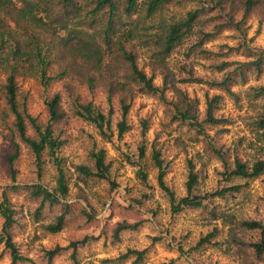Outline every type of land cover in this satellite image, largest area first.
Returning <instances> with one entry per match:
<instances>
[{
	"label": "trees",
	"instance_id": "obj_1",
	"mask_svg": "<svg viewBox=\"0 0 264 264\" xmlns=\"http://www.w3.org/2000/svg\"><path fill=\"white\" fill-rule=\"evenodd\" d=\"M188 3L198 4V7L181 17L165 14L170 7ZM253 17L258 19L260 26L264 24V0H0V72L6 76L3 90L7 114L13 118L14 135V153L8 156L13 185L2 189L0 216L3 225L0 242L10 257V264H36L23 255L14 240L13 230L18 220L10 199L11 193L26 194L31 200L40 203L34 213L37 221L42 218L45 209L62 207V212L54 221L44 226L48 233L55 235L65 229L72 212V205L67 203L71 168H74L73 174H77L84 184L102 181L112 190L118 187L115 180L111 179V164L107 162L104 149L97 151V148H93L88 155V164L68 167L66 159L61 157V150L68 144L65 126L69 120L75 117L88 122L105 141L112 142L116 133L121 139L130 130L128 118L135 100L139 96H150L171 106L175 120L202 130L197 108L199 100L189 98L175 83L198 81L194 75V64L200 56L205 57L214 72L223 73L221 80H211L208 84L239 102L240 95L232 87L247 84L251 71L258 74L262 72L264 50L244 45L245 54L251 60L234 64L221 60L229 52L215 53L206 49L205 45L227 29L245 36L246 26ZM124 19L130 22L125 23ZM45 29L53 32L51 36L58 37L57 45L56 41L44 39ZM184 47V59L179 69L187 78L180 80L170 69L169 59ZM141 56L149 61L151 74L140 66ZM234 65L237 66L232 69ZM157 72L163 76L161 87L155 84ZM24 76L37 78L46 90L55 83H63V88L73 99L72 114L65 108L62 94L57 92L47 96L45 106L48 121L41 123L29 113L25 104L19 102L18 79ZM73 83H77V87ZM169 83L176 92V101L166 97ZM80 86H85L92 95L102 89L108 108L83 100L79 93ZM246 95L250 101L263 103L251 127L259 141L264 143V86L251 87ZM222 99L220 94L206 96L205 123L214 126L227 123L226 119L216 116ZM117 112L119 119L115 123ZM143 127L145 135L147 121H143ZM30 130H33V134ZM21 145L34 156L39 178L42 177L46 162L52 164L56 171L53 189L42 184H16L15 162L20 155ZM145 157L143 146L140 158ZM151 161L158 170L159 188L169 199L173 214L188 209H203L214 198H223L241 189L240 186H233L213 194L199 195L196 193L198 176L192 170L186 184L188 195L178 198L166 183L167 166L155 146ZM137 166L139 179L147 183L144 167ZM226 166L229 179L253 180L264 175V160L250 164L236 157L231 170L229 164ZM81 214L88 222L95 220V215L85 208ZM140 226V222H118L112 232V243L121 242L124 232L136 231ZM241 227L247 231H259L260 239L250 246L256 259L261 261L264 257V222L246 220L241 222ZM218 233V228H215L198 245L213 244ZM97 240L99 237L86 235L66 247L56 246L47 250V264H52L57 255L70 250L72 264H81L77 257L78 250ZM146 255L147 250L128 249L117 259L102 260V263L134 259V264H141Z\"/></svg>",
	"mask_w": 264,
	"mask_h": 264
},
{
	"label": "rangeland",
	"instance_id": "obj_2",
	"mask_svg": "<svg viewBox=\"0 0 264 264\" xmlns=\"http://www.w3.org/2000/svg\"><path fill=\"white\" fill-rule=\"evenodd\" d=\"M198 7V4L188 3L184 6H173L166 10L167 16L181 17L191 9ZM258 20L256 17L251 18L249 21ZM125 23L130 22L128 19H124ZM246 35H242L239 32L227 29L217 38L208 42L205 45L206 49H209L215 53L222 52L225 54L229 52L227 57L222 58L228 62L234 64L239 62L250 61L244 51V45L249 48H253L261 36V31L264 30V24L257 29L255 35L250 36L251 25L246 26ZM53 33L49 29H45L44 39L48 42L56 41V45L59 42L57 36H51ZM211 45V47H206ZM260 48V47H255ZM263 49L264 48H260ZM185 47L181 49V52L175 53L169 59V67L174 72L177 78L185 79L187 75L179 69L184 59ZM55 54V50H53ZM236 56H243V60L233 59ZM149 61L145 57L141 56L139 59L140 66L148 73L150 69L148 67ZM194 75L198 78V81L194 82H176L178 88L189 96L188 89L192 90V96L195 100H199L197 105L199 122L202 123V130L195 127H190L187 124H183L174 119L173 108L160 99L150 96H139L131 109L129 114L130 130L119 139L117 133L113 137L112 142L105 141L98 133L97 129L83 121L80 118H71L69 123L65 126L66 138L68 144L61 150V157L65 158L68 165V155L73 153L78 147H82L79 144V139L76 136L71 135L73 128L78 129L80 132L87 136V140L90 142V151L93 148L104 149L107 153V162L111 164V179L115 180L118 187L112 190L106 182L102 181H90L87 184L80 182L77 174L74 173V168H71V185L70 195L67 199V203L72 205L71 215L68 217L67 225L65 229L59 234L48 233L44 226L53 222L54 218L62 212V207L47 208L43 211L42 218L37 221L35 219V211L39 207V202L31 200L26 194L11 193L10 199L17 211L18 224L13 230L14 240L17 242L20 251L23 255L32 259L36 264H47L46 251L56 246L66 247L71 242L77 241L85 237L86 235L99 237V240L90 243L87 246L81 247L78 250L77 257L81 264H103L102 260L117 259L120 255L127 252L128 249L141 250L138 247L132 245L141 243V236L145 240H148L149 246L142 250H147L145 261L141 264H177L176 260L170 258L172 251H178L181 256L185 257L187 264H200L198 260L199 256L205 253H212L217 257L216 264H222L225 257L231 260V264H236V259H239L241 264H264V257L261 261L257 260L250 246L256 243L260 239L259 231H247L241 227V222L246 220H255L258 222H264L259 219H246L237 221L234 215H230L231 205L235 202L236 197L240 196L244 200L250 199V194L253 190L264 189V175L253 180L242 179H229L228 171L224 176L225 182L231 181L233 186H240V191L231 192L220 198L224 201L221 205L216 202V198L203 209H188L180 214H173L171 211L170 201L165 193L159 188L158 185V170L154 167L151 161V154L153 146H155L162 154V158L167 166L166 183L175 192L178 197L180 192L181 183L179 177L174 173L176 172V162L179 160V155L174 154L175 148L186 147L185 139L189 143H200V137H203L205 141L215 140L214 144H206V150H208L209 156L219 157L226 169L229 164V169L233 168V163L236 157H239L243 161L250 162V164L264 160L259 157L264 156V143L260 142L257 133L251 127V123L255 115L257 114L262 102L250 101L247 99L246 92L251 87L264 86V69L260 74L256 71L249 73V81L247 84L232 87L234 92H238L240 95L239 102L229 96L227 93L222 92L219 89L211 87L208 82L211 80H221L222 76L214 72L210 68V61L205 57H199L194 64ZM237 66H232V69ZM231 69V70H232ZM211 73V77L208 75ZM219 77V78H217ZM159 79L161 82L157 84ZM6 76L0 72V136H3L5 143L0 144V202L2 197V189L10 185H13V176L11 167L8 161V156L14 153L12 133V120L13 118L8 116L6 110V102L3 87L5 85ZM19 83V102L25 104L29 113L38 118L39 121L45 124L48 121V113L45 106V100L47 96H51L54 93L60 92L63 97L65 108L72 114L73 99L68 94L69 92L63 88V83H55L50 89L46 90L37 78L24 76L18 79ZM77 87V83H73ZM155 84L157 86L163 85V76L157 72L155 76ZM79 93L82 95L83 100L93 101L96 105L102 108H108L106 94L102 89H98L94 95L88 92L85 86H80ZM199 89V92H197ZM171 93V98H169ZM220 94L223 96L218 109L216 110V116L218 118H224L227 123L221 125H209L204 122L206 119V96H213ZM203 96V99H201ZM166 97L170 101H176V92L169 83L166 91ZM152 101L159 105L163 110L164 116L167 117V122L163 120L159 122V128L162 131H157L154 134V140L151 142V146L147 141V136L151 128L157 126L155 120V110L149 108V102ZM115 109L118 110L115 105ZM247 109V111H245ZM251 113V115H249ZM119 119V113L114 116L115 123ZM143 121H147L148 128L143 134ZM114 123V128H115ZM240 125H243L241 128ZM86 130V131H85ZM179 134L178 138L174 141L171 139L172 133ZM246 132V135L241 133ZM33 134V130H30ZM191 134L189 137L188 134ZM235 134L237 139L232 141L233 147L228 148L225 151L226 145L223 143ZM167 136L169 139H162L163 136ZM96 137L100 140L97 141ZM140 138L137 152L133 154L131 152L130 141ZM183 137L184 139H181ZM124 143L125 147L129 148L128 153H121L119 160L110 158L108 149L103 145L107 143L120 152V149L116 145V141ZM145 148V159L140 158V149ZM252 149L256 155L249 158L248 150ZM88 152V155L90 153ZM88 156L86 158V164H88ZM29 161H34L35 167V182L27 183L21 182L16 184L33 185L42 184L49 189H53L56 184V171L49 161L44 166L42 177L38 176V168L36 161L32 153L23 145H21L20 155L15 162L16 180L22 174V169ZM226 162V163H225ZM189 169L194 171V165L191 160L187 161ZM127 165V168L126 166ZM143 166L145 173L147 174V183H143L138 176L139 166ZM196 174V173H195ZM198 176V175H197ZM171 178L170 180L168 178ZM25 180L30 179L25 177ZM189 179V177H188ZM206 179V177H205ZM11 181V183H9ZM186 187V184L183 185ZM232 186V187H233ZM230 188V187H225ZM223 189V188H222ZM219 189L217 191H220ZM215 191V192H217ZM206 193L204 195L213 194ZM196 193L200 194V184L198 178V186ZM203 196V195H202ZM155 203V207L152 205ZM167 204V214L170 216V224L174 228H180L183 230L184 225H197V221H200V227L210 226L212 222L222 219L225 225H231L228 234V240L223 239L222 230L218 227L212 228L207 234L200 233L193 238V233L188 231L186 235L181 237V243L176 245V237L173 236L172 230H161L158 235H150L145 233V229L148 233L160 228L161 221L158 219L164 211V205ZM238 206V205H237ZM87 209L89 212L95 215V220L92 222L86 221L81 214L83 209ZM120 215L121 221H128L130 223L140 222L141 226L136 231L124 232L121 236V242L112 243V232L116 224H112L111 221ZM217 219H215V217ZM145 217H150L151 220H146ZM3 225V220L0 216V233ZM215 228H218L219 233L213 240V244H205L199 246V242L212 233ZM99 230L98 235H93ZM166 240H171L172 243H165ZM189 242L191 246H189ZM225 244L228 245L225 249ZM185 247H188V252H185ZM235 247V252L232 251ZM72 251H67L57 255L52 264H72L71 259ZM231 254V255H230ZM134 264V259L126 262L114 261L110 264ZM11 260L8 253L5 251L4 245L0 242V264H10Z\"/></svg>",
	"mask_w": 264,
	"mask_h": 264
},
{
	"label": "clouds",
	"instance_id": "obj_3",
	"mask_svg": "<svg viewBox=\"0 0 264 264\" xmlns=\"http://www.w3.org/2000/svg\"><path fill=\"white\" fill-rule=\"evenodd\" d=\"M249 24L251 25V32L249 33L250 36L255 35L258 28H260V24L258 20H252L249 21ZM206 47H211V45H207ZM253 48L260 47L264 48V30L261 31V36L259 40L256 42L255 45H252ZM233 59H239L243 60V56H236L233 57ZM211 77V73L208 74ZM223 74H219V76H222ZM219 78V77H217ZM160 80L157 79L156 83L160 84ZM264 83V81H262ZM190 98H194L192 96V90L188 89ZM197 92H199V89H197ZM169 98H171V93H169ZM201 99H203V96H201ZM149 108L155 110V120L157 122V126L150 129L147 141L149 143V146H151V142L154 140V134L157 131H162L159 128V122L163 120L165 123L167 122V117L164 116L163 110L160 109L159 105L150 101L149 102ZM247 111V109L245 110ZM251 115V113H249ZM242 128L243 125H240ZM86 131V130H85ZM73 136L78 137L79 144L82 147H78L73 153L67 154L68 159V167L71 168L72 165H80L86 162V158L88 156V152L90 151V142L87 140V136L84 135V133L80 132L78 129L73 128L72 132L70 133ZM241 135H246V132L241 133ZM179 136L178 133L173 132L171 139L174 141ZM188 136L190 137L191 134L189 133ZM97 141L100 140L99 137H96ZM162 139H169L166 135L162 137ZM181 139H184L181 137ZM200 143H189L187 139H185V145L186 147H180L175 148L174 154L179 155V160L176 162V172L174 173L177 177L180 179L181 188L180 192L178 193V198H183L188 195V190L183 185L187 184L188 177L192 169H189L188 167V160H191L194 167L195 173L198 175L199 178V184H200V194L204 195L206 193H212L219 189L225 188V187H232L231 181L225 182L224 176L227 172V169L223 163V161L216 156H209L208 150H206L205 145L206 144H214L216 143L215 140H208L205 141L203 137H200ZM237 139L235 134L232 137H229L228 140L224 141L223 143L226 145L225 151H227L228 148H232L233 144L232 141ZM19 142V141H17ZM140 142V138H136L133 141H130L131 143V152L135 154L137 152L138 144ZM4 138L3 136H0V144H4ZM117 147L120 149V152H117L112 145L103 143L102 146L106 147L108 149L110 158H115L117 160L120 159L121 153H128L129 148L125 147L124 143H121L120 141L115 142ZM99 149H97L98 151ZM249 158L252 156H255L256 153L254 150L249 149ZM259 159H264V156L259 157ZM246 162V161H245ZM47 163V162H46ZM127 168V165H125ZM25 177H29L30 179L25 180ZM206 177V179H205ZM171 179L170 177L168 178ZM35 182V167H34V161H29V163L25 164V166L22 169V174L17 179V183L21 182ZM11 183V181H9ZM216 202L223 205L224 201L221 200L219 197L216 198ZM207 203V201H206ZM238 205V206H237ZM155 207V203L152 205ZM167 204L164 205V211L162 212L161 216L158 218L160 223V228L157 230L152 231L151 233H148V230L145 229L146 234L150 235H158L161 230H172L173 236L176 237V245H179L181 243V237L186 235L188 231H191L193 233V238L198 236L200 233L207 234L212 230L214 227H218L222 230L223 239L228 240V234L229 229L231 228V225H225L222 219H218L211 223L210 226L206 227H200V221H197V225H184L183 230L180 228H174L170 224V216L167 214ZM230 215H234L236 217V220L242 221L246 219H259L264 220V189L260 190H253L250 194V199L244 200L242 197L237 196L234 203L231 205V212ZM146 220H151L150 217H145ZM121 221L120 215H117L112 221V224H116L117 222ZM93 235H98L99 230H97L95 233H92ZM141 243L136 245H132L133 247H138L141 250L145 247L149 246V241L145 240L143 236H141ZM165 243H172L171 240H166ZM189 246H191L189 242ZM225 249H227L228 245L225 244ZM233 252H235V247L232 249ZM185 252H188V247H185ZM231 255V254H230ZM170 258H173L176 260L177 264H187V261L185 257L181 256V254L178 251H172L170 254ZM198 260L200 261V264H216L217 257L214 256L212 253H205L202 256L198 257ZM131 264V262H129ZM222 264H231V260L227 257H225L222 261ZM236 264H241L239 259H236Z\"/></svg>",
	"mask_w": 264,
	"mask_h": 264
}]
</instances>
